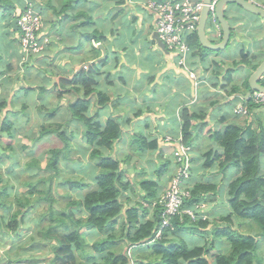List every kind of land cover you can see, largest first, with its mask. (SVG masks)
Returning <instances> with one entry per match:
<instances>
[{
    "label": "trees",
    "instance_id": "trees-1",
    "mask_svg": "<svg viewBox=\"0 0 264 264\" xmlns=\"http://www.w3.org/2000/svg\"><path fill=\"white\" fill-rule=\"evenodd\" d=\"M14 2L0 0L3 10L0 20L4 21L0 28L1 55L4 50L6 55L20 52L17 38L7 40L10 34L19 35L11 25V19L15 18ZM20 2L17 0L18 4ZM89 34L85 36L88 41L92 38L96 43L103 44L107 39L103 33ZM189 39L192 51L193 48L208 51L201 47L196 33ZM91 48L99 51L94 46ZM112 54L109 56L106 51V58L100 63L82 69L71 80L60 78L57 83L51 84L57 88V105L51 109L43 106L37 109L40 115L54 117L52 115L56 111L64 108L67 120L52 126L47 124L46 117L36 140L55 134L57 136L54 137L61 141L62 146L47 149L43 162L37 158H29L25 162L24 167L29 168L32 175L52 172L34 180L26 179L23 183V187L27 188L25 194L14 195L11 200L6 193L9 181L0 185V208L11 209L15 205L7 218L0 215L1 233L11 235V238L18 237L19 227L24 224L23 218L31 213L34 204L45 201L50 204V208L46 212H38L34 222L36 233L40 236L36 246H47L52 253L48 264H264V256L257 250L258 242L264 239V166L261 162L264 157V129L261 134H256L255 130H250V126L227 124L222 131L212 132L210 136L220 151L209 148L202 154L205 158L202 167L216 165L221 174L230 168L239 172L226 185L228 210L226 215L220 216L225 222L216 223L200 218L190 220L187 215L179 220L174 216L170 220L172 228L163 229L161 237L157 239L155 235L161 224L163 207L153 203L158 199L159 182L147 178L145 169L137 170L135 179L130 181V176L127 178L128 167L123 164L127 158L120 160L115 155L116 145L123 138L122 124L111 116L102 124L98 112L93 116L87 115L92 101L98 108L105 107L110 101L106 93L97 89L94 74L96 68L105 64ZM114 61L117 62L115 56ZM245 86L248 88L247 80ZM45 91L47 89L39 87L38 97ZM65 94H69L70 98L64 104L62 97ZM13 99L14 93L9 101L0 102V114L4 113L0 120V162L9 156H14L15 159L19 150L27 149L26 145H20L19 148L13 145L16 139L12 132L14 123L7 120L8 115H15L17 111L14 110ZM241 101L245 102L244 99ZM246 107V115H249L253 107L259 106L248 103ZM206 114L189 112L187 108L181 110L180 132L183 146H192L193 140L198 137L195 135L196 129L206 126V122H200ZM69 120H76L83 125L82 137L89 147V153H81L88 156V167L93 171L90 181L61 176L60 162H72L69 155L76 146L71 142L74 136H65L66 131L71 134ZM131 144L135 145L134 150L140 152L145 151L146 147L156 146L155 141L147 142L143 136H134ZM178 164L180 165V161ZM187 168L190 179L193 171L191 166L189 168L187 165ZM163 171L166 169L163 170L161 166L155 170V175L161 178ZM1 177L0 172V182ZM135 184L137 189L134 188ZM185 188L188 196L183 198V207L186 208L205 203L211 196L222 199L220 189L223 187H218L215 183H204L200 180ZM127 193L131 196H127ZM55 194L59 195L58 198L54 197ZM59 200H65L63 206L53 207L55 204L60 205ZM210 224L213 227L208 230ZM82 228L99 237L85 243L80 232ZM184 231L200 234L207 241L205 244L190 246L184 236H174ZM208 235L211 236L210 241L206 238ZM216 243L224 246L218 245L220 250L212 254L210 252ZM11 262L7 261L5 264ZM22 262L29 263L30 260Z\"/></svg>",
    "mask_w": 264,
    "mask_h": 264
},
{
    "label": "crops",
    "instance_id": "crops-1",
    "mask_svg": "<svg viewBox=\"0 0 264 264\" xmlns=\"http://www.w3.org/2000/svg\"><path fill=\"white\" fill-rule=\"evenodd\" d=\"M14 1L16 7L14 17L20 13L26 2L31 1L34 4L42 18V26L37 32V34L39 33L38 37L48 38V43L39 55L29 54L23 60L19 51V53L14 52L12 54L13 56L16 54L13 60L14 63L12 61L10 65V62L5 59L7 55L2 54L0 57V102L9 101L10 96L14 93V108H25L30 114L26 118L20 114L21 117L17 122H13L14 125H24L31 117L32 120L37 121V125L39 124L35 133V136L38 135L40 126L47 116L40 115L37 107L43 106L46 109H51L58 103V98L56 97L57 88L52 87L51 84L54 83L52 79L58 75L70 76L75 66L100 55L99 51L96 52V50L91 48V46H94L93 43L97 44L96 41L92 38L90 41L86 40V34L89 36V33H98L95 31L98 29L93 25V19L88 18L86 20L83 9L87 8L86 5H89L93 12L100 14L103 4L109 5L112 8L109 11V20L111 22L116 21L117 26L115 29L112 27L100 28L99 33H103L107 38L103 45L109 56L110 53L114 54L105 64L96 68L94 78L97 82V89L106 93L110 101L103 108H98L92 101L87 115L93 116L98 112L99 120L102 124L109 116L122 124L123 138L116 145L115 155L120 160L127 158L125 159L126 163L123 164L128 167V179L129 176L131 179L135 170L141 169H145L146 177L151 179L152 175L156 176L155 170L162 166L163 170L166 169L163 172L168 176V182L175 176L178 168L184 164L188 165L189 168L191 166L193 171V177L189 179L185 186L191 187L195 183L200 182V180L204 183L218 184V187L221 185L223 187L220 189L222 204L227 202L226 185L237 177L239 172L234 168H230L221 174L217 171L216 165L202 167L205 161L202 154L209 148L218 149L213 144L210 136L212 132L222 131L227 124L233 123L241 127L250 126V130H255L256 134H261V130L264 129V106L253 107L250 114L245 116L235 115L232 111L235 104L241 102L247 96L249 89L245 86V82L264 59L263 18L233 7L234 13H226V18L231 28L227 44V46H230V50L228 52L224 51L227 48L226 46L223 50L214 51L217 54H206L200 49L193 48V51L190 50V54L186 58L185 66H181L177 63L176 55L164 53L152 37L154 33V18L151 10L147 7V3L152 0H20V4L17 3V0ZM249 1L264 7V0ZM77 8L80 11H77ZM50 10L53 11V17L56 16L54 19L50 18ZM2 11L0 7V15ZM76 11L77 13L72 18H67L68 15ZM124 17H128V25L134 31L139 27L142 28L141 36L146 38L145 43H130L131 47L127 49L126 47H120L118 41L113 42V40H119L117 31L123 27L121 22ZM3 24L4 21L0 20V28ZM62 27L64 28L63 31H61ZM206 34L214 43L219 42L221 39L219 27L218 29L215 27L209 28L206 30ZM135 35L136 33H134ZM15 36L14 38L19 40V35ZM14 38L12 37L11 39ZM189 41L190 39H188ZM57 46L63 49L62 53L64 54L60 59L62 61L51 67V63L46 60V52L52 51L49 54L52 55L55 53ZM146 52L153 60L144 63L145 55L143 53L146 54ZM114 56L117 57L118 63L114 61ZM115 64L116 66H114ZM146 65H149V67H145ZM32 70H36V72H32ZM27 77L35 80L24 81ZM104 78L106 79L105 82H103ZM173 78L176 82L179 81L177 84L183 83L181 86L185 87V101L179 100L180 92L178 89L170 94L163 87V84L168 79L172 80ZM226 78L229 79L226 80ZM116 79L131 85L137 82V88L141 91L133 99L134 95H128L132 90L136 91L132 85L131 89L126 88L123 94L119 95L117 93L118 90L108 87L112 86L111 81ZM261 79H264V76ZM141 80L142 85H140ZM155 86L159 90H156ZM39 87L47 89L41 97H38ZM233 88H236L235 91H233ZM122 89L124 88H120V90ZM112 95L115 96L112 97ZM167 95L169 96L167 97ZM159 96H161L162 100L161 102H156V98ZM166 97L167 99H165ZM62 98L65 104L70 96L65 94ZM151 99L156 102L153 106V102H146L151 101ZM155 106H158V108ZM184 108H187L189 112L207 113L203 121H200L206 122V126L203 129H196L195 135L198 137L195 138L206 139L209 144L200 146L199 151H196L193 146L186 147L182 145L180 117L181 110ZM156 109L160 110V113L166 114V116L171 113L170 111L174 110L173 115L168 117H173L174 119L169 120L166 117L163 119L164 122H162L161 119L164 117L162 114L160 115L161 119L155 116ZM63 111L65 109L61 108L59 112L56 111L52 115L54 117H47V124L55 126L57 123H64L67 120V116ZM120 111L122 112L119 113ZM68 127L71 134L66 131L65 133L67 134L65 136H74L73 139L78 137L80 139V145H78L80 152L87 153L85 148H88V146L82 137L84 136L83 125L76 120H69ZM23 134L24 136H30L29 130ZM50 136L54 137L55 134ZM134 136H143L147 142H156L154 148L146 147L145 151L140 152L136 162H134L135 159L132 158L129 149H126L129 145L132 152L136 151L134 150L135 145L131 144ZM167 137L172 140L166 141ZM81 138L83 142H81ZM81 143L84 144V147L81 146ZM167 149H170L169 157L166 155L165 150ZM183 149L186 152H182ZM182 153H184L185 158L182 162L180 161L179 165L176 159ZM139 159H143L144 163ZM171 159H173L174 164L177 163V166L174 165L173 170L170 171L167 167L169 165L168 160ZM263 160L264 157L261 159L264 166ZM85 167L88 168V175L91 180L93 171L88 167V162ZM195 171L197 172L195 173ZM201 176H203L202 179H200ZM221 176L223 177L221 178ZM204 177L207 179L206 181H203ZM130 181L133 180L131 179ZM135 186L137 184L134 185V188L137 189ZM164 187L165 184L161 185V190L159 193L157 192V197L163 194ZM136 191L139 192V190ZM126 195L131 196L128 193ZM132 198L134 199V197ZM210 198L220 201L218 196H211ZM212 201L209 199L205 203L210 204ZM196 211V218H200L203 210ZM209 219H212L211 216Z\"/></svg>",
    "mask_w": 264,
    "mask_h": 264
},
{
    "label": "rangeland",
    "instance_id": "rangeland-1",
    "mask_svg": "<svg viewBox=\"0 0 264 264\" xmlns=\"http://www.w3.org/2000/svg\"><path fill=\"white\" fill-rule=\"evenodd\" d=\"M58 1H60V0H58ZM33 6H34V4H33ZM86 6H87V8L83 9L84 10V16H85L86 20H88V18L93 19V25L98 29V30H95L96 32L99 33L100 28L105 29L106 27H112L113 29H115V27L117 26L116 21L111 22L109 20V17H110L109 11L112 9L111 6L103 4L102 10H101L102 12L100 14L93 12L92 8L89 7V5H86ZM77 11H80L79 8H77ZM77 11L68 15L67 18L68 19L72 18V16L75 15L77 13ZM49 13H50L49 14L50 18L54 19L56 17V16L53 17V11L52 10H50ZM127 20H128V17L123 18V20L121 22L123 27L117 31V33H118L117 36H118L119 40H113V42L118 41V44L120 47H126L127 49H129L131 47L130 43H135V44L145 43L146 38L141 36L142 35V28L139 27L137 30L134 31L128 25ZM76 21H78V20H76ZM57 24H59V22H57ZM63 30H64V28L62 27L61 31H63ZM134 33H136L135 36H134ZM12 37H14V35L10 34L7 37V40L8 39L10 40ZM138 38H140V39L137 40ZM132 41H134V42H132ZM93 45L95 46L94 43H93ZM229 50H230V46L228 45L224 51L228 52ZM62 51H63V49L61 47L57 46L55 53H53L52 55H49L52 51L46 52V56H47L46 60H47V62L51 63V67H53L54 65H56L62 61V60H60L64 54V53H62ZM2 54L6 55L5 50H4V52L2 51ZM12 54L13 53H8L7 58H5L8 62H10L9 65L14 60L15 55H16L15 54L13 56ZM39 54H35V55H39ZM143 54L145 55L144 63H147L148 61L153 60L151 56L149 57L147 52H146V54L145 53H143ZM206 54H217V53L214 51H212V52L206 51ZM0 55H1V53H0ZM13 63H14V61H13ZM145 67H149V65H146ZM40 68H43V67H40ZM9 72H11V70H9ZM32 72H36V70H32ZM58 76H60V75H58ZM56 77L57 76H55L54 79H52L53 82H55L54 80ZM29 80H35V79H32L30 77H27L26 79H24V81H29ZM105 81H106V79L104 78L103 82H105ZM177 82H179V81H177ZM177 82L174 78L172 80L168 79L167 82H165L163 84V87L166 89V91H169L170 94L174 93V91H176L178 89V91L180 92L179 100L185 101L186 100L185 96H184V88L185 87L183 88L181 86L183 83L177 84ZM260 82L264 84V79H260ZM111 83L113 85L108 86V87H113L116 90H118L117 93H119V95H122L126 88L131 89L132 85H133V83L131 85V84H127V83L122 82V81H118V79L111 81ZM145 83H147V82H145ZM142 84L143 83L141 80L140 85H142ZM105 87H107V86H105ZM133 87L136 89V91L132 90L131 92L128 93V95H132V96L134 95V97H133V99H134V98H136V94H138L141 90H139L137 88V82H135ZM120 88H124V89H122L123 91L120 90ZM141 88H143V87H141ZM156 90H159V88H157ZM114 96L115 95H112V97H114ZM168 96L169 95H167V97ZM160 97L161 96H159L158 98H160ZM167 97L165 99H167ZM158 98H156L157 99L156 102H161L162 98H160V99H158ZM140 102H141V100H140ZM146 102H153L152 106L154 103H156L154 99H151V101H146ZM239 103L242 104V102H239ZM235 106H236V104H235ZM235 106L232 109V111H235V108H236ZM155 107L158 108V106H155ZM14 110H17L15 112V115H12V116L8 115V117H7L8 121L15 123L21 117L20 114L23 115L25 118L27 115H30L25 110V108H22V109L14 108ZM121 112L122 111H120L119 113H121ZM170 112L171 113H168L166 116V114L160 113V110L156 109L155 116H157L158 118L161 119L160 115L162 114V116L164 118H162L161 121L164 122L163 119H165L166 117L168 118L169 116H172L174 110H172ZM3 116H4V113L2 112L0 114V120ZM243 116H245V115H243ZM168 119L171 120L174 118L172 117V118H168ZM38 126H39V124L37 125V121L32 120L31 117H30V120L24 125L23 124L13 125L12 132L14 133V136L16 138L13 145L16 148H19L20 145H26L27 149L19 150L18 155L15 159H14V156L13 157L9 156L7 158H4L0 162V172L2 173L0 185H4L6 182L9 181V185L6 188V193L8 194V196L11 200L13 199L14 195L19 196L21 194L26 193L27 188L23 187V183H24V181H26V179H33L34 180L37 177H43V176H47L49 174H52V172H50V171H45L43 173L42 172H38V173L35 172L36 173V176H35V175H32V172L30 171L29 168L24 167L25 162L28 161L29 158H37L38 160L43 162L46 158V155H47V153H46L47 149H49L51 147L62 146L61 141H59L55 137H51V136L50 137L44 136L40 140H36L37 136H35V133L38 130ZM28 130H29L30 136H24L23 133L28 132ZM71 142L76 144V146L74 145L75 149L74 150L72 149L71 154L69 155V158L73 161L71 162V161H66V160L63 161L62 160L60 162V167L62 168L61 176L72 178V179H84L85 181H89L90 177L88 175V168L85 167L86 163L88 162V156L83 155L80 152V147H78V145H80L79 144L80 139L78 137L71 140ZM81 142H83L82 138H81ZM208 144H209V142L206 139L195 138L193 140L192 146L196 151L197 150L199 151L200 146H202V145L207 146ZM81 146L84 147V144H82ZM88 148H85L87 153H89ZM29 149H31V151ZM126 149H129L132 158L135 159L134 162H136V160L138 159V157L140 155V151L139 152L138 151L132 152L131 151L132 149H130L129 145L126 147ZM165 151H166V155L168 156V154L170 153V149H167ZM183 151L186 152V150H183ZM184 158H185L184 155H182V157L180 158L181 162H182V160H184ZM139 160L142 161V163H144L143 159H139ZM177 161H178V158L176 159V162ZM168 162H169V165H168L167 169L170 171L173 170L174 165L177 166V163L176 164L173 163V159L168 160ZM263 162H264V160H263ZM136 171L137 170H135L133 175L131 176L132 180L135 179L134 174ZM167 177L168 176H166L164 173L163 175H161V178H158L157 176L152 175L151 179L159 182L158 183L159 184V188H158L159 191L161 190L160 189L161 185L165 184V187H164V191H165L167 183H168ZM222 177L223 176H221V178ZM137 178H139V176H137ZM206 180L207 179L204 177L203 181H206ZM58 196H59L58 194L54 195L55 198H58ZM210 200H213L210 204L203 203L204 205L200 206V209L203 210V213L201 214L200 219L201 220L215 221L216 223L225 222L222 218H220V216L221 215L224 216L227 214V209H226L227 204L226 203L222 204V199H220V201H219L217 199L210 198ZM59 202H60V205L55 204V205H53V207L58 208L59 206H63V204L65 203V200H59ZM14 208H15V205H13L11 207V209L0 208V215H3L4 218H7L9 213H11ZM48 208H50V204L45 202V201H40V202L34 204V207H33V210L31 211V213L26 215L23 218L24 224L20 225L21 227H19L20 228L19 236L16 238L14 236H12V238H11V235H8L6 233H1V231H0V264H5L7 261H12L11 264H48L49 259L52 256V253H50V248L47 246H36V242L38 240H40V236H38L36 233V225L34 222V220L36 218V214L38 212H41V211L46 212V211H48ZM207 212H209V213H207ZM75 214L79 217V215L77 213H75ZM210 216L212 219H209ZM213 216H216V217H213ZM47 224H48V222L46 221L45 225H47ZM187 225H189V224H187ZM212 227H213L212 224H210L207 229L211 230ZM80 232L84 237L85 243L89 242V241H93L95 238L99 237V236L98 237L92 236L90 234V232L84 228H82L80 230ZM174 236L177 238L185 236V241L190 246L205 244V241H207V239H204V237H202L200 234L185 233V231L179 232L177 235H174ZM210 237H211L210 235H208L206 237V238H208V241H210ZM52 244H55V243L53 242ZM207 244H210V243L208 242ZM221 244L222 243L213 244L214 247L210 253L215 254L216 252H218L220 250V247L218 245H221ZM221 246H224V244H222ZM257 250L261 254H263V256H264V239L258 242ZM131 255H133V254L131 253ZM26 259L30 260V262L29 263L22 262V260H26Z\"/></svg>",
    "mask_w": 264,
    "mask_h": 264
},
{
    "label": "built area",
    "instance_id": "built-area-1",
    "mask_svg": "<svg viewBox=\"0 0 264 264\" xmlns=\"http://www.w3.org/2000/svg\"><path fill=\"white\" fill-rule=\"evenodd\" d=\"M218 0H211L209 4L208 21L209 28H217L219 24L215 16V5ZM154 18V31L163 42L165 48L176 55L177 63L185 66L186 58L190 54L191 47L188 39L196 33L200 11L203 7L202 0H152L147 3ZM17 31L19 32V50L22 59L25 60L29 54H39L48 43V38L37 36L38 30L42 26V18L33 6L32 2H26L20 13L15 16ZM245 102L237 103L235 115H246V104L251 103L257 106H264V92L252 91L244 98ZM248 102V103H247ZM172 139L167 137L166 141ZM184 150V149H183ZM182 150V152H184ZM180 154L178 161H181ZM189 176L187 165H182L175 176L167 183L165 191L153 203H158L163 207L161 224L155 238H160L162 230L171 229L170 220L176 216L182 220L187 215L190 220L197 217L196 210L204 204H195L192 208L183 207V198L188 196L186 190V180ZM152 205V206H153Z\"/></svg>",
    "mask_w": 264,
    "mask_h": 264
},
{
    "label": "water",
    "instance_id": "water-1",
    "mask_svg": "<svg viewBox=\"0 0 264 264\" xmlns=\"http://www.w3.org/2000/svg\"><path fill=\"white\" fill-rule=\"evenodd\" d=\"M211 0H202L203 7L200 11L199 21L197 23L196 35L198 38V42L202 48L210 50V51H220L223 50L230 38L231 28L230 24L226 18V13H234L232 10L233 7L239 8L244 12H248L254 15H258L264 19V7L260 6L256 3H253L249 0H218L215 5V16L219 23V27L221 30V39L219 42H212L207 34L206 30L210 27V23L208 21L209 14V4ZM17 20L13 19L11 21V25L13 29L17 30L16 25ZM154 40H156L158 47L166 54H168L167 49L163 42L158 38L156 32L152 34ZM96 48L99 50L100 55L92 60L85 61L73 68V73L70 76L60 75L55 78V82H58L60 78H66L71 80L79 71L82 69H87L90 66L100 63L106 58V48L102 43H97ZM264 76V59L260 62V64L253 70V72L249 75L247 79L249 91L247 93L250 94L252 91L264 92V84L260 82V79ZM0 152L2 150L0 149Z\"/></svg>",
    "mask_w": 264,
    "mask_h": 264
},
{
    "label": "clouds",
    "instance_id": "clouds-1",
    "mask_svg": "<svg viewBox=\"0 0 264 264\" xmlns=\"http://www.w3.org/2000/svg\"><path fill=\"white\" fill-rule=\"evenodd\" d=\"M29 2H31V1H29ZM14 19H16V18H14ZM217 19V18H216ZM218 22V21H217ZM219 24V23H218ZM220 28V27H219ZM208 29H209V27H208ZM17 31V30H16ZM95 44V43H94ZM95 47H96V44H95ZM168 51V50H167ZM168 53H170L169 51H168ZM242 102V101H241ZM182 167V166H181ZM176 174V173H175ZM188 179H189V176H188V178H187V180H186V182L188 181ZM186 184V183H185ZM201 204H203V203H201ZM197 218H195V220H196Z\"/></svg>",
    "mask_w": 264,
    "mask_h": 264
}]
</instances>
